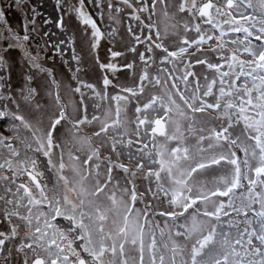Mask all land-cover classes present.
I'll use <instances>...</instances> for the list:
<instances>
[{
  "label": "snow or ice",
  "instance_id": "6c2138e0",
  "mask_svg": "<svg viewBox=\"0 0 264 264\" xmlns=\"http://www.w3.org/2000/svg\"><path fill=\"white\" fill-rule=\"evenodd\" d=\"M45 6L0 0V264H264V0Z\"/></svg>",
  "mask_w": 264,
  "mask_h": 264
},
{
  "label": "rangeland",
  "instance_id": "374dc122",
  "mask_svg": "<svg viewBox=\"0 0 264 264\" xmlns=\"http://www.w3.org/2000/svg\"><path fill=\"white\" fill-rule=\"evenodd\" d=\"M54 3H55V0H46V6L43 9L45 15H48L49 13L53 12V7L52 6H53ZM101 27L104 28L105 31H107V28L104 25H102ZM50 30L55 33V36L53 37V42H57L59 39L63 38L61 36L59 30L55 29L54 25L51 26ZM117 41H119V38H117ZM104 45H108L107 39L102 40V45H101V48L99 49V54H100L101 60L105 59V47H104ZM108 46H111V45H108ZM117 48H118V50L124 51L123 45L120 44L119 42H117ZM79 49H80V40L78 39V41H77V50H78V52H79ZM69 57H70V53H69ZM92 62L93 61H92L91 58L86 57L85 67H90ZM122 62L123 61L121 60V63ZM196 70L200 71L201 69L199 68V66H197ZM101 75L102 74L97 69L95 72H90L89 73L88 79H90L91 81L95 82L99 78V76H101ZM0 130H2V129H0Z\"/></svg>",
  "mask_w": 264,
  "mask_h": 264
}]
</instances>
